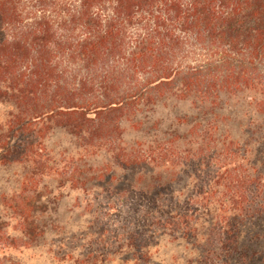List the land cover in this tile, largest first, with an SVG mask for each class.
I'll return each instance as SVG.
<instances>
[{
    "label": "trees",
    "instance_id": "trees-1",
    "mask_svg": "<svg viewBox=\"0 0 264 264\" xmlns=\"http://www.w3.org/2000/svg\"><path fill=\"white\" fill-rule=\"evenodd\" d=\"M244 92L264 94V0H0V103L12 108L0 126L3 165L33 160L57 130L122 166L150 165L169 156L152 143L126 145L125 121L171 95L219 106L224 94ZM244 173L230 183L229 203L239 205L223 214L226 237L264 216L263 178ZM163 180L159 172L137 191L150 206ZM162 205L149 208L158 224L199 237L207 209ZM34 218L25 235L42 233ZM240 244L225 239L213 248Z\"/></svg>",
    "mask_w": 264,
    "mask_h": 264
},
{
    "label": "rangeland",
    "instance_id": "rangeland-1",
    "mask_svg": "<svg viewBox=\"0 0 264 264\" xmlns=\"http://www.w3.org/2000/svg\"><path fill=\"white\" fill-rule=\"evenodd\" d=\"M11 110L0 103V126ZM123 128L126 145L141 149L152 143L161 156L169 158L125 167L104 150L84 149L75 137L57 130L40 141L33 160L0 163V264H249L252 259L264 260V216L246 222L239 237H226L220 231L223 214L239 205L229 203L230 183L234 186L237 176L250 172L262 176L264 185V94H224L219 106L171 95L125 121ZM238 166L241 173L235 172ZM159 172L164 174L163 187L159 201L151 206L159 211L166 201L176 212L207 209L197 228L198 238L158 224L148 197L137 192ZM202 184L207 186L204 191ZM196 195H202L204 203H197ZM258 201L252 208H257ZM36 213L42 233L25 235L23 228L31 226ZM225 239L241 243L238 250L221 245L223 253L215 251L214 245Z\"/></svg>",
    "mask_w": 264,
    "mask_h": 264
}]
</instances>
